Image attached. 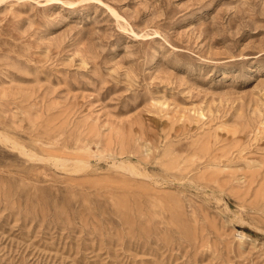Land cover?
Returning a JSON list of instances; mask_svg holds the SVG:
<instances>
[{"label": "rangeland", "instance_id": "374dc122", "mask_svg": "<svg viewBox=\"0 0 264 264\" xmlns=\"http://www.w3.org/2000/svg\"><path fill=\"white\" fill-rule=\"evenodd\" d=\"M0 264H264V0H0Z\"/></svg>", "mask_w": 264, "mask_h": 264}, {"label": "bare ground", "instance_id": "6f19581e", "mask_svg": "<svg viewBox=\"0 0 264 264\" xmlns=\"http://www.w3.org/2000/svg\"><path fill=\"white\" fill-rule=\"evenodd\" d=\"M2 134V133H1ZM6 140V139H5ZM33 155V154H32Z\"/></svg>", "mask_w": 264, "mask_h": 264}]
</instances>
